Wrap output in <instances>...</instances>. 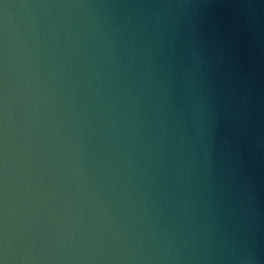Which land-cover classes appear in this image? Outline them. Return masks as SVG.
I'll return each instance as SVG.
<instances>
[{"label": "water", "instance_id": "1", "mask_svg": "<svg viewBox=\"0 0 264 264\" xmlns=\"http://www.w3.org/2000/svg\"><path fill=\"white\" fill-rule=\"evenodd\" d=\"M0 264H264V0H0Z\"/></svg>", "mask_w": 264, "mask_h": 264}]
</instances>
